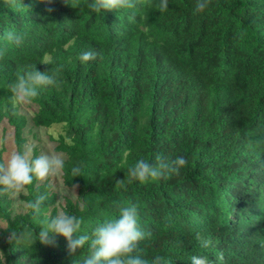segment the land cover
<instances>
[{
  "label": "trees",
  "instance_id": "obj_1",
  "mask_svg": "<svg viewBox=\"0 0 264 264\" xmlns=\"http://www.w3.org/2000/svg\"><path fill=\"white\" fill-rule=\"evenodd\" d=\"M88 2L0 0V48L7 46L0 126L6 122L15 152H24L28 124H63L53 151L66 156L63 186L78 185L76 197L61 202L47 179L34 178L18 192L21 212L13 210V192L0 190V264H82L87 244L70 255L63 237L39 242L45 214L82 218L77 235L91 239L130 205L138 206L141 229L153 233L139 244L149 264L155 256L167 264H191L192 256L264 264V144L256 143L264 139V0H210L200 13L197 0H169L164 12L159 0L100 13ZM9 31L23 44L8 45ZM86 51L97 58L82 63ZM33 65L59 68L60 86L39 92L28 120L10 103L9 85ZM158 155L187 164L179 175L128 183L130 166ZM78 164L81 175L73 176ZM41 195L47 199L37 215L27 204ZM197 232L211 239L208 248Z\"/></svg>",
  "mask_w": 264,
  "mask_h": 264
},
{
  "label": "clouds",
  "instance_id": "obj_2",
  "mask_svg": "<svg viewBox=\"0 0 264 264\" xmlns=\"http://www.w3.org/2000/svg\"><path fill=\"white\" fill-rule=\"evenodd\" d=\"M138 0H91L87 7L96 13L101 11H115L122 8L135 9ZM169 0H159L156 7L159 11L167 10ZM210 0H197L194 12L200 13L208 8ZM135 17L132 13L130 19ZM4 40L8 45L19 47L23 44V37L14 31L4 34ZM7 52V46L0 48V59ZM97 53L94 51L83 52L79 59L82 63L95 60ZM47 59V57H46ZM46 65V63L44 64ZM59 68L45 71L37 70L36 66H28L18 72L16 80L9 85L11 92L10 103L13 108L18 105L30 103L36 99L39 92L49 86L59 88ZM15 114V113H14ZM4 141L0 140V144ZM257 144H264V139L256 141ZM125 156L128 152L125 151ZM122 163H127L123 161ZM187 160L179 156L174 160L168 161L161 156H157L155 163H149L147 160H138L134 165L128 168V183L134 181L146 183L161 178H168L172 175H179L180 170L185 167ZM64 161L58 155H40L36 158H30V150L24 152H13L5 162H0V186L2 192L12 193L24 190L25 186L31 185L33 179L44 181L47 177L63 169ZM82 164L72 168V175L79 176L82 172ZM124 179L118 180L117 185H122ZM78 185H73L76 189ZM47 199L46 195L39 196L34 202H29L27 207L35 214L41 211V204ZM82 218L76 215L59 211L55 216L45 214L41 221V228L38 232V240L42 244H51L56 237H63L67 241V249L70 255H74L77 250H81L88 245L87 255H81L82 264H149V261L143 257V249L139 247L141 241L150 240L153 236L151 231H144L139 225L138 206L130 205L119 209V217L106 219L98 225L92 232L91 239L87 235H77ZM23 234L11 233V238H22ZM195 239L200 243L201 248H208L212 241L205 239L199 232L195 234ZM219 261L224 260L223 252L217 255ZM151 264H167L162 256H155ZM191 264H209L207 257H191Z\"/></svg>",
  "mask_w": 264,
  "mask_h": 264
},
{
  "label": "rangeland",
  "instance_id": "obj_3",
  "mask_svg": "<svg viewBox=\"0 0 264 264\" xmlns=\"http://www.w3.org/2000/svg\"><path fill=\"white\" fill-rule=\"evenodd\" d=\"M17 107L19 109V112L21 114H24L28 120H30L37 108L35 105L29 103L18 105ZM62 126L63 124H57L49 128H34L31 127L30 124H28L27 128L24 130V136L27 139L24 151L30 150L31 158L33 148L37 147L38 157L40 155H58L62 159L66 158L64 154L56 153L53 151L58 135L62 133ZM0 140L4 141V143L0 144V149L4 150L3 161L5 162L10 157V155L15 152L12 130L5 121H3L0 126ZM46 179L51 184L53 191L57 194L59 201L62 202L65 197H76V189L66 188L63 186L60 170L55 174L50 175ZM11 197L13 200L12 207L14 212H21V203L17 199L18 192H13L11 194ZM1 226H3V223L0 221V227Z\"/></svg>",
  "mask_w": 264,
  "mask_h": 264
}]
</instances>
